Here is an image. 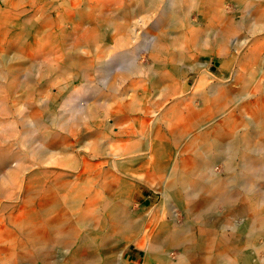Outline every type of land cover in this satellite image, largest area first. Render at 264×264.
Here are the masks:
<instances>
[{
    "label": "rangeland",
    "instance_id": "374dc122",
    "mask_svg": "<svg viewBox=\"0 0 264 264\" xmlns=\"http://www.w3.org/2000/svg\"><path fill=\"white\" fill-rule=\"evenodd\" d=\"M74 1L80 2L75 8L68 5L69 2ZM249 1L251 6L247 4L246 8L249 10L247 18L243 19L241 10L235 7L233 0L214 2L213 4L214 8L220 5L222 9H226L225 12L229 13L237 10L236 21L239 23L232 37L226 39L230 43L228 45L229 56H224L221 51V53L218 51L220 47L217 48L218 45L213 44H211L213 51L210 54H204L205 50L211 49L210 45H205L199 39V35L191 34L188 29L181 33V29L185 30L183 25L178 28L176 33L181 34L176 38L173 32L164 33L161 27H149L151 38L158 39L159 42L162 41L163 48L156 50L153 47L150 52L145 53L143 52L144 48L150 42L142 34L143 30L142 32L138 30L137 37H135L137 39L132 40L133 42L131 41L128 47L134 51L135 55L146 56L145 59L138 58V61H142L147 66L145 68L147 76L144 77L143 85L150 90L148 97L150 107H158L156 109L158 116L163 113L167 118L171 114L175 116L177 106L184 109V113L189 110L191 112L193 108H196L197 112H200L196 115L199 116L201 123L204 120L211 123L200 125V128H198L199 125H195L194 130H190V132L184 131L183 126L173 136H169L168 153L161 166L158 163L154 164L153 172L149 176L141 173L130 177L123 175L121 180L124 183L118 182L117 185H110L108 193L104 190L105 193L102 197L75 201L83 185L89 183L87 179L92 176V173L90 171L83 173L82 164L79 170L72 169L74 163L69 166L59 165L58 158L62 157L70 161L76 158L79 163L84 161L81 160L82 158L89 164L101 163V159L98 160L97 157L86 154L90 150L88 142L90 139L84 137L88 131L93 130L92 125L81 124L78 127L79 131L70 129L68 121L75 114L70 113L67 99L75 89L91 83L95 87L92 88L94 92L81 110L96 103L95 99L99 98L100 94H104L105 98L110 101H115V92L107 87L109 83L119 79L120 69L126 64L129 55L125 49L115 52L116 47L106 48L107 41L114 39V30L102 27L106 22L105 15H107L106 17H121L122 20H125L127 18L125 4L106 7V13H104L101 4L98 6L94 0H91L89 6L82 4L80 0H0V71H5L8 68L15 69L13 75L7 72L0 74L2 75L0 76L1 83L6 80L13 84L10 88H5L3 92H0V145L8 147L14 153H19L9 157L6 165L0 166V264H179L184 255L193 261L199 259V252L195 249H199L202 243L207 245L206 241L211 236L210 232H214L220 237L248 238L253 245L259 244L261 237L250 236V228L244 226L247 222L245 221L246 217L227 212V208L222 204L205 203L212 201L213 198L210 194H205V196L208 195V198L203 199L205 205H198L194 208L195 210H190L192 199L187 198L188 193L197 192L193 191L191 182L199 181L202 184L203 192L211 189L208 187L206 173H190L185 167L186 155L193 156L194 153L201 150V147H205L206 150L212 143L210 139H205L203 142L199 138L195 139V137H201V129L204 133L205 129H212V132L214 128L217 132L226 129L228 132L231 128L233 135L241 137L247 132L241 127L238 129L235 123L249 122L250 114L256 113L262 120L257 128L254 125L252 132L256 131V140L264 139V0ZM18 8L19 10H17ZM88 8L94 10L93 16L83 21L81 16L89 10ZM181 8L188 9L186 13L190 20L199 21V25L203 22V17L198 18L196 9L191 6V3H187ZM4 16H6L5 19ZM82 21L83 23L80 24ZM129 23L132 27L135 26V20H130ZM75 25H78L77 32L73 30ZM215 26L211 29L202 28L210 33H215V31L218 33L220 29H215L219 26ZM90 27L100 29L107 36L99 37L96 43H92L87 36L85 37L86 31ZM71 32L76 33L72 34ZM50 35L52 36L50 37ZM52 42L54 45L59 43V49H55ZM141 46L142 48H140ZM104 49L105 55L114 57V60L110 65H104V67L102 64L99 68V65L95 64L98 61V55ZM200 54H203L202 57L197 58ZM70 58L75 59L70 60ZM79 58L95 65L88 71L87 79L82 76L81 66L76 61ZM197 60H200L209 71L208 80L212 84L209 90H212V93L208 90L207 94L202 93V89L196 86L197 78L196 73L192 71V66ZM187 77H191L190 94H182L179 99H176V84L184 83ZM194 91L197 93L194 94ZM242 91L243 93H240ZM103 100L105 99L101 101ZM205 103L209 107L208 110L203 109ZM78 112L80 111L75 112V117L79 116ZM224 119L231 124L222 125ZM96 126H98V122ZM25 129L32 135L37 132L35 135L41 140L37 142L28 140ZM98 132L108 136L111 134L108 130ZM47 134L52 136H47ZM189 134L190 136H188ZM97 135L95 132L96 137ZM44 136L50 138L51 141L44 140ZM79 137L82 138V141H78ZM226 139V146H228L229 138ZM42 141L44 144L46 143V147L51 146L52 153L56 154L53 153L51 156L52 153H49L48 156L39 157L38 154L32 153L30 147L37 146L39 142L43 143ZM59 143H61V148L67 144L68 149L60 150ZM255 153L253 154L256 157ZM38 158H40L39 161ZM119 159L117 157L116 165L118 167L116 169L118 170L110 167L111 163L104 164L105 170H110L113 176L122 174L123 166ZM168 167H170L169 170H167ZM171 168L176 169L174 176L170 171ZM223 168V164H219L216 171L220 172L219 175L226 181ZM97 170L102 171L100 167H97ZM237 171L240 175L243 173L242 165L237 167ZM103 177H107V175L103 173L101 181H103ZM184 177L190 178L188 181V183L191 181L190 184L183 183ZM179 181L181 183L180 194L176 198H165L162 189L164 184L166 182L179 183ZM74 186L76 187L74 188ZM225 189L228 193L240 192L242 202L248 207V216L264 218L263 192L260 191L256 196L255 188L245 182L241 185L236 182L228 183ZM125 194L126 196H124ZM203 210L205 212L200 218H197L196 213ZM5 212L7 213L5 214ZM117 213L125 214L127 222H124V218L121 222V219L116 216ZM84 217L87 221L82 223L85 220ZM58 220L60 221L59 225L55 227L54 223L56 221L58 223ZM13 222L15 223L13 224ZM158 234L162 237L159 242L161 247L155 250L150 242L158 237ZM84 238H88L86 240L89 243L81 247L76 255L70 253L69 248L65 246L68 240V242L77 243ZM43 239H46V243L42 242ZM17 254L23 255L20 257ZM29 256L30 258H28ZM234 263L233 260L226 264Z\"/></svg>",
    "mask_w": 264,
    "mask_h": 264
},
{
    "label": "bare ground",
    "instance_id": "6f19581e",
    "mask_svg": "<svg viewBox=\"0 0 264 264\" xmlns=\"http://www.w3.org/2000/svg\"><path fill=\"white\" fill-rule=\"evenodd\" d=\"M80 1L84 5L87 4V6H89V4H91V0H80ZM94 1L97 2L98 6L101 4V7L103 8V12L104 13H106V11H105V8L106 7H109L111 5L112 6L113 5L114 6H121V5H124L125 4V8H126L125 9V12L127 13V18L125 20H122L121 17H114V16L106 17L107 15H105L104 16L105 17L104 20H106V22H105V24L103 25L102 28L114 30V33H113L114 39H113V41H107L106 48H108L109 46L116 47L117 49L115 50V52H119L120 50H124L125 49V51L129 55V57L127 58L126 64L120 69L121 72H120L119 79H116L115 81L112 80L113 82L111 84L110 83H109V85L107 84L108 85L107 88L112 89L113 92H115V94H116L115 101H110L109 99L105 98V95L104 94H100V97L95 99L96 103H94L93 105H90L86 109L81 110L82 107H84V105L87 104L86 101L88 100L89 96H91L92 93L94 92L92 88H95V87L93 85H91V83H88V85H86V86L83 85V86L75 89L73 92H71V94L69 95V97L67 99V102L69 103V106H70L69 107V111H70L71 114H75L76 115L75 112L76 111H80V112H78L79 116L75 117V115H73V116H71V118H69L70 121H68V125L70 126V129H72V130L78 129V127L81 124L85 125V123H88V124L92 125L93 130L88 131L87 132L88 134L85 137L83 136L84 138L90 139L88 141L89 142V148H90V150L88 152H86V154H88L89 156L97 157L98 160L101 159V163L89 164L87 161H85V159H82V158H81V160H84V161L83 162L81 161L80 163L78 162V159H76V158H73L72 161H70L68 159H64L62 157H59L58 158V160H57L58 162L57 163L59 165H68L69 166L71 163H74L73 166H72V169L73 170H79V168H80V166L82 164L83 165V168H84V170H83L84 172L83 173H85V172L87 173L89 171L92 173V176L91 177L87 176V177H89V179H87V181L89 183L84 184L83 187L81 186L82 189L80 190L78 196L75 198V201L77 199L79 201L81 199L85 200V199L88 198L90 200V199H95V198H98V197H102V195L105 193L104 190L108 193V189H109V186L110 185L113 184L112 186H114L116 183L118 184V182H122L121 179H122V176L123 175L130 177V176H133V175H135L137 173H141V174H143L145 176H149L153 172L154 164L158 163L159 166L162 165V161L164 160L166 154L168 153L169 147H170V144L168 142L169 136H173L177 132V130L179 129V127L183 124V114H182V112H181V110H180L179 107L177 108V111H176L175 116L173 114H171L169 118H167L166 116H164L163 113H162V115L160 114V116H158V113H157V110H156V109H158V107L157 108H154L155 106L154 107L153 106L150 107V103H149V99H148V97L150 95V90L149 89H146L144 87V85H143L144 77L147 76V70L145 69V68H147V66H145V64L142 61L141 62L138 61V58L145 59L146 56L143 55V54L135 55L134 54V51H132V49H129V47H128L129 43L132 40L137 39L135 37H137L138 30H141V32L143 30L142 34H144L145 38L148 39L149 42H150L149 44H147L145 42L147 44V46H145L143 52L146 53L147 51L150 52L153 47L156 50H161L163 48L162 41L159 42L158 39L157 40H154V39L151 38V34L149 32V27H152V26L153 27L154 26L161 27V29L163 30L164 33L173 32L174 35H175V38L176 37H179L182 32H184V31H186L188 29V31L191 32V34H193L195 36L196 35H199L201 37V38L199 37L201 41H205L206 43H208L210 45V43L213 40V37H212L211 33L207 32V31H206L207 33H205V30L204 29H211L212 27H214L213 26L214 25V22L215 23H218L221 26V31H222V33H221V31L219 33L222 34V37H225L227 34L234 33V31L236 29V26L239 23L235 19L236 18V14H237V10L231 12V15L232 16H227V12H225L226 9H224V8L222 9V7L220 5H217L216 8L213 7L214 2L215 3H217V2L220 3V1H223V0H94ZM233 1H234L235 7L238 10H241L242 19L243 18H247V11H246L247 9H245V7L243 6V4H241L240 0H233ZM258 2H259V0H258ZM79 3H80L79 1H74V2H69L68 5L69 6L72 5L75 8ZM187 3H191V6L194 9H196L198 18L203 17V22L200 23V25L198 24L199 21L197 22L195 20H190L188 13H186V11L188 9H182L181 8L183 5H186ZM17 4H19V3H17ZM17 10H19V8ZM93 11L94 10L90 8L87 12H84L82 14V16H81L82 19H83V21H85L86 19L92 18ZM153 12H157V13L155 15H153L152 14ZM6 16H4V19H5ZM130 20H135V26L134 25H133V27L131 26V23H129ZM83 21L80 24H82ZM181 25L185 26V30L184 29H181V33H176L177 30H178V28ZM77 26L75 25L74 28H73V30L76 31V32L78 30V27ZM89 26H90V24H89ZM202 27H204V29ZM76 32H73V33L71 32V33L72 34H75ZM158 34H160V33H158ZM51 36L52 35H50V37ZM86 36L88 37V39L92 43H96L97 42L96 40L99 37L100 38H104V37L107 36V34L105 32H103V31H100V29L97 30L96 28L90 27V28H88V30L85 33V37ZM219 40H221V39H219ZM50 42H51V40H50ZM46 43H48V42H46ZM49 44L51 45V43H49ZM59 45H60L59 43H57V44L54 45L53 42H52V46L55 49H59ZM126 48H128V49H126ZM140 48H142V46ZM225 49H226V46H225ZM105 52L106 51L104 49L98 55V58H97L98 61H97V63L95 65H97V66L99 65L98 66L99 68L101 67L102 64H103V66L104 65L105 66L106 65L107 66L110 65L111 62L114 60V57H112V56L107 57V55H105ZM216 52H218V51H216ZM209 53H211V52L209 51ZM4 54H6V53H4ZM197 58H201V57L198 55ZM74 59L70 58V60H74ZM76 61H78V63L81 66L82 76L87 79L88 78V71L90 69H92L95 65H92V64H89L88 62H85L83 58H79ZM75 63H77V62H75ZM194 63L195 64L192 66V71L197 74V77H198L197 83L198 84H201V83L205 84L206 78L208 77V74H209L208 69H206L204 67L203 63L200 62V60H198V62H194ZM160 65H163V64H160ZM120 66H121V64H120ZM116 67H117V65H116ZM2 72H7V73H10V74L13 75L15 73V69L14 68H12V69L8 68L5 71H0V74ZM109 72H110V68H109ZM114 72H116V71H114ZM107 74H108V72H107ZM257 74H260V73H257ZM0 76H2V75H0ZM112 77H113V75H112ZM238 77H239V75H238ZM255 78H256V76H255ZM235 82H237V81H235ZM103 84H105V83H103ZM11 86H13V84L10 81L7 82L5 80V82H3V83L0 82V92H3V90L5 88H10ZM167 86H168V83H167ZM188 88H189V85L188 84L187 85H182V84L177 83L176 84V90H177L176 99H179V97H180L179 96V93L180 92L182 93V91L184 92V90L186 91ZM164 92H165V90H164ZM240 93H243V91L240 92ZM253 98H255V97H253ZM102 99H105V100L101 101ZM224 100H226V99H224ZM236 101H237V99H236ZM229 105L231 106V104H229ZM205 108H207V107H205ZM203 116H204V114H203ZM203 116H202V118H203ZM261 120H262V118L259 116V114L251 113L250 114V118H249V122L248 121L247 122L241 121V122L235 123V121H234V123H235V125H237V128L238 129H240V127H241L247 133L243 134L241 137H237L236 135H232L233 132L228 133L227 134L228 137H226V138H229L228 146H226V140L227 139L225 137L220 136V137H218V138L215 139V141L213 143L212 149H210L208 152H206L207 159L209 161H206L205 162V165L207 167V170L208 171H211V173L214 174L215 173L214 172V168L216 167V164L217 163H220V162L225 163L226 164V166H225L226 171L225 172L228 175L227 176V179H226V181L225 180L222 181V179L221 180L218 179V180H215V181H211L212 184L209 187L211 190L210 191H204V192H203V189L200 188L199 183H193V186H191V187H192V189H193L194 192L195 191H197V192L196 193H191V194L188 193V197H187V198H191L192 199V201L190 203V208H191L190 210H192V211L195 210L194 208L196 206H198V205L199 206L205 205L204 202H203V199L206 197L205 194H210L213 199L210 202H205L206 204H209V203H211L213 205L222 204V205H224L227 208L226 209L227 212H229V213H236V214H239L242 217H246L245 218V221H247V222H245L244 226L246 228H250V232H249V235L250 236L261 237V239L259 240V244H254L253 245L252 244V241L250 239L248 240V238H246V239H237V238L236 239H233V238H227V237H220V236H217L216 233L210 232V235L211 236L206 241L207 245L205 244V246H204V243H202L199 246V249H197V248L195 249V251L199 252L200 257H201V259L199 258L200 259V262H197V264H224L226 261L232 262L233 260L235 262H237V264H264V252H262V250H264V218H260V217L254 218V216L253 217L248 216V214H247L248 207L246 206V204H244L242 202L240 192H238V193L229 192L228 193L226 191V189H225V187H226V185L228 183L231 184L233 182H236L238 185H241V183L245 182L249 186H253L255 188L256 193H257L256 196L259 195V192L260 191L263 192L262 198H264V139L263 138H260V139L256 140L255 139L256 131L254 133L252 132L254 130V129H252L254 127V125H256V128H257L260 125ZM97 122H98V126H96ZM86 129H88V128H86ZM103 130H108V131L111 132V134H109V136H108V135H106L104 133L103 134L102 133L100 134L98 132V131H103ZM78 131H79V129H78ZM95 132H96V134H98L97 137L95 136ZM25 133H26V136L28 137V140H31L33 142H37L38 140L39 141L41 140V138L38 139V137L36 136L37 135L36 134L37 132H35L36 135L35 134L32 135L28 130L25 129ZM41 136H42V134H41ZM47 136H52V135L51 134H47ZM258 136H260V135H258ZM43 138H44V140L47 139L48 141H51L50 138H48V137L46 138V136H44ZM81 139L82 138L79 137V140L78 141H82ZM253 139H255V140H253ZM261 139H263V140H261ZM45 144H44V142L43 143H40L39 142V144L37 146L36 145H34V146L32 145L30 147V150L32 151V153L38 154L39 157H44L47 154L52 153V151H53V149H52L51 146L46 147ZM60 144L61 143H59L58 145H60ZM59 149L60 150H62V149L63 150L64 149H68V146L66 144L64 148L63 147L61 148V145H60L59 146ZM84 149H85V147H84ZM254 152H256L255 153L257 155L256 157L253 154ZM53 153H52L51 156H53ZM58 153H60V152H58ZM18 154L19 153H14L11 150H9L8 147L1 146L0 145V166H2L3 164L7 163L9 157H11L13 155H18ZM54 154H56V153H54ZM115 156H117V157L120 158L119 161H120V164L123 166V168L121 166V168H122V172L120 171L122 173L121 175L114 174V176H113V174L111 173L110 170H105L104 164L105 163L106 164L107 163L108 164L111 163L110 164L111 165L110 167H113L114 169H116L118 166L116 165V163H117V157H115ZM238 158H239V161L240 162L237 160ZM39 159L40 158H38L37 160L39 161ZM192 161H191V163H192ZM42 163H40V164L42 165ZM186 164H188V163H186ZM52 165H54V163H52ZM239 165H242V168H244V171H243V173L241 175L237 171V167ZM97 167H100L102 169V171L97 170ZM169 169H170V167L167 168V170H169ZM116 170H118V169H116ZM170 171L172 172V175L173 176L176 174V169L175 168H171ZM190 172H192V171H190ZM103 173H105L107 175V177H103V181H101V176L103 175ZM195 173H196V171H195ZM188 174H190V173H188ZM168 177H166V178H168ZM122 183H124V182H122ZM162 183H163V181H162ZM180 184L181 183H178V182L177 183H173V182L167 183L166 182V184H164V187L162 188L163 189V193H164V197L165 198H174V197L176 198V196L180 194L179 193ZM185 184H186V182H185ZM261 184H263V185H261ZM75 187L76 186H74V188ZM132 191H133V189H132ZM124 196H126V194ZM26 210H28V209H26ZM194 212L196 213V211H194ZM204 212H205L204 210L203 211H200V212H197L196 213L197 218H200V216ZM6 213L7 212H5V214ZM159 213H161V212H159ZM28 215H29V213H28ZM116 216L121 219V222H122V218H124V222H127V218H126V215L125 214L122 215L120 213H117ZM26 218L27 217H25V219ZM34 219H36V218L34 217ZM84 219H85V217H84ZM59 220H58V223H57V221L54 223L55 224V227H57L59 225V222H60ZM86 221L87 220L85 219L84 221H82V223H85ZM2 222H3V220H2ZM14 223L15 222H13V224ZM132 230H130V231H132ZM88 232H90V231H88ZM161 233H162V231H161ZM161 233H159V234H161ZM159 234H158V237L154 238L152 240V242H150V245L155 250L157 248L161 247V245H160L159 242L161 241V238L162 237H160ZM86 239H88V238H84V239L81 240V242L79 241L77 243H73L72 241L71 242H68L69 241L68 240L65 246H67L69 248L68 250L70 251V253L76 255L78 253V251L81 249V247H83L85 245H88L89 242ZM35 240H36V238H35ZM48 241H49V239L47 240V242ZM75 241H77V240H75ZM42 242L46 243V239H43ZM7 246H5V247H7ZM10 252H12V251H10ZM17 253H18V251H17ZM22 255H18V256L21 257ZM8 258H9V256H8ZM28 258H30V256ZM173 258H174V256H173ZM23 259H25V258H23ZM102 260H104V259H102ZM99 261H101V260H99ZM180 262L181 263H179V264H196V261H193V260L189 259L188 257H186V255L182 256V260ZM97 263H98V261H97Z\"/></svg>",
    "mask_w": 264,
    "mask_h": 264
},
{
    "label": "crops",
    "instance_id": "0c3cea01",
    "mask_svg": "<svg viewBox=\"0 0 264 264\" xmlns=\"http://www.w3.org/2000/svg\"><path fill=\"white\" fill-rule=\"evenodd\" d=\"M223 1H225V0H223ZM240 2H241V4H243V6L245 7V9H247L246 7H247V4H249L250 6H251V4L249 3L250 1L249 0H240ZM233 4H234V1H233ZM247 12L249 11L248 9L246 10ZM227 16H232L231 15V13H229V12H227ZM236 18H237V14H236ZM235 18V19H236ZM215 25H217V26H219L218 28H216V30H218V29H220L219 30V32L221 31V26L218 24V23H215L214 22V27H216ZM214 27H212V28H214ZM216 33V31H215V33H211V35H212V37H213V40H212V42L210 43V48L212 49H210L209 51L211 52V51H213V47L211 46V44H214V45H218L217 46V48L218 47H220V48H218V51H221L220 49H222V53L224 54V56L225 55H227L228 54V46L227 45H229L230 43H229V41L228 40H226L227 38L228 39H230L231 37H232V34L233 33H231V34H227L225 37H222V31H221V33ZM205 33H207L206 31H205ZM210 33V32H209ZM219 34V35H218ZM201 38V37H200ZM199 38V39H200ZM223 38V39H222ZM219 39H221V40H219ZM202 42H204L205 43V45H207L208 43H206L205 41H202ZM225 46H226V49H225ZM209 51H207V50H205L203 53L204 54H210L209 53ZM201 55H203V54H200V57H202ZM196 62H198V60L196 61ZM196 76V78H197V81H198V77H197V74L195 75ZM208 78H209V74H208V77L206 78V82H205V84H203V83H201V84H198L197 83V81H196V86L199 88V89H202V93H206L207 94V90L210 92V93H212V90H209V89H211V87H212V84L209 82V80H208ZM190 77H187V79H186V81L184 82V83H181L182 85H189V88L185 91L184 90V92L182 91V93L180 92L179 93V96L181 97V95L182 94H188L189 93V91H190V89H191V85H190ZM210 84V85H209ZM207 89V90H206ZM197 92L196 91H194V94H196ZM205 94V95H206ZM206 97V96H205ZM206 105V106H205ZM205 107H207V108H205V107H203V109L204 110H208L209 109V107H208V105H207V103H205ZM180 108V110L182 109L180 106H177V108ZM184 109H182L181 110V112H182V114H183V124L179 127L180 129L184 126V131H189L190 132V130H194V127H195V125L196 126H198L199 125V127L198 128H200V125H202V126H204V124H210L211 122H208L207 123V121L206 120H204V121H202V123H201V121H200V119H199V116H197L196 114L197 113H200V112H197L198 111V109H196V108H193V110L190 112V110L189 111H187L186 113H184V111H183ZM197 116V118H195ZM231 124L230 122H228L226 119H224L223 121H222V125H226V124ZM220 125H221V122H220ZM222 130V129H221ZM204 131V130H203ZM201 137H195V139L197 138V140H198V138L200 139V141L201 142H203L205 139H210L211 141H212V143L210 144V147L209 148H207L206 150H205V147H201V150L199 151V152H196V154L194 153V155L193 156H188V155H186L185 156V158H186V163H188V164H186L185 163V167L187 168V170H188V172H190V171H192V173H195V171H196V173H206L207 174V179H208V182H209V186L208 187H210V185L212 184V182L211 181H215V180H221L222 179V177H221V175H219V173H218V171H216L217 170V167H218V165L219 164H223V171H224V174H226V169H225V166H226V164L225 163H222V162H220V163H217L216 164V167L214 168V174L213 173H211V171H208L207 170V167H206V165H205V162L206 161H209L208 159H205V158H207V155H206V152H208L210 149H212V147H213V143H214V141H215V139L216 138H218V137H220V136H222V137H228V133H231V132H233V130L230 128L229 130H228V132H226V129H223V131L222 132H217L216 131V128H214V130H213V132H212V129H208V130H206L205 129V131H204V133H202V129H201ZM212 132V133H211ZM232 135H233V133H232ZM189 136H190V134H189ZM196 140V141H197ZM198 154V155H197ZM209 155V154H208ZM177 158V157H176ZM194 160H193V159ZM193 160V161H192ZM202 160V161H201ZM191 161H192V163H191ZM239 161V160H238ZM202 163V164H201ZM204 163V164H203ZM202 166V167H201ZM191 168V169H190ZM199 169V170H198ZM216 169V170H215ZM191 173V172H190ZM217 173V174H216ZM227 174H226V176L224 177V178H226L227 179ZM190 180V178H186V177H184L183 179H182V181L185 183L186 182V184L188 183V181ZM222 181H223V179H222ZM191 182V181H190ZM190 182L188 183V184H190ZM179 183H180V181H179ZM193 183H199V185H200V188L202 189V184L199 182V181H193V182H191V186H193ZM208 195H206V197L205 198H208L207 197ZM205 246V245H204ZM199 258L201 259V257H200V254H199ZM200 259H195L194 261H197V262H200ZM197 262H196V264H197ZM228 261H226L224 264H226ZM230 262V261H229ZM181 263V262H180ZM234 264H237V262H235Z\"/></svg>",
    "mask_w": 264,
    "mask_h": 264
}]
</instances>
